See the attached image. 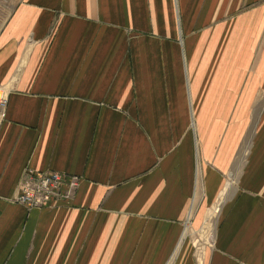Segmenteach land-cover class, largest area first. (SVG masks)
<instances>
[{
	"label": "crops",
	"instance_id": "1",
	"mask_svg": "<svg viewBox=\"0 0 264 264\" xmlns=\"http://www.w3.org/2000/svg\"><path fill=\"white\" fill-rule=\"evenodd\" d=\"M0 93V264H264V0H0Z\"/></svg>",
	"mask_w": 264,
	"mask_h": 264
},
{
	"label": "built area",
	"instance_id": "2",
	"mask_svg": "<svg viewBox=\"0 0 264 264\" xmlns=\"http://www.w3.org/2000/svg\"><path fill=\"white\" fill-rule=\"evenodd\" d=\"M1 96V93H0ZM5 105L0 99V112ZM80 178L59 172H34L27 169L19 184L15 202L28 209L54 208L77 190ZM54 202V203H52Z\"/></svg>",
	"mask_w": 264,
	"mask_h": 264
},
{
	"label": "bare ground",
	"instance_id": "3",
	"mask_svg": "<svg viewBox=\"0 0 264 264\" xmlns=\"http://www.w3.org/2000/svg\"><path fill=\"white\" fill-rule=\"evenodd\" d=\"M3 97V95H2V93H1V96H0V99ZM52 203H54V202H52ZM27 208V207H26ZM213 216V215H212ZM212 216H210L209 218H208V222H206V227L207 228H211V223H210V220H211V218H212ZM214 220V219H213ZM213 220H211V221H213Z\"/></svg>",
	"mask_w": 264,
	"mask_h": 264
},
{
	"label": "rangeland",
	"instance_id": "4",
	"mask_svg": "<svg viewBox=\"0 0 264 264\" xmlns=\"http://www.w3.org/2000/svg\"><path fill=\"white\" fill-rule=\"evenodd\" d=\"M216 221V220H215ZM207 229H211V228H207ZM204 232V231H203ZM205 234H209L208 233V231L205 229V232H204ZM201 244H203V243H201Z\"/></svg>",
	"mask_w": 264,
	"mask_h": 264
}]
</instances>
